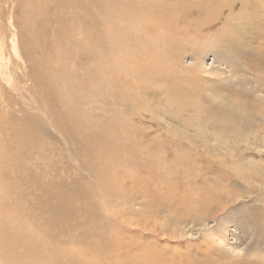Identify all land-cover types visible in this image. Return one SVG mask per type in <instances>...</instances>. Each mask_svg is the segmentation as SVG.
<instances>
[{"label": "rangeland", "instance_id": "rangeland-1", "mask_svg": "<svg viewBox=\"0 0 264 264\" xmlns=\"http://www.w3.org/2000/svg\"><path fill=\"white\" fill-rule=\"evenodd\" d=\"M66 1L0 0V117L15 127L0 130V147L25 153L16 161L0 148V178L13 189L7 195L13 209L2 207L9 214L4 224L0 212V241L38 216L29 206L40 204L46 185L58 192L68 186L85 197L68 203L74 210L87 204L79 233L89 241L61 245L68 257L93 264H264V0H158L170 9L155 22L148 18L159 23L151 34L147 15L140 18L133 4L143 1L146 10L147 0ZM186 4L197 13L180 24L173 15L184 9L192 15ZM170 27L185 31L170 34ZM130 30L147 50L136 52L126 40ZM114 124L115 138L105 129ZM81 128L107 136L92 145ZM15 129L39 145L20 147ZM112 150L121 154L106 158ZM48 228L36 235L49 236ZM0 249V264H9L1 251L9 252Z\"/></svg>", "mask_w": 264, "mask_h": 264}, {"label": "bare ground", "instance_id": "bare-ground-1", "mask_svg": "<svg viewBox=\"0 0 264 264\" xmlns=\"http://www.w3.org/2000/svg\"><path fill=\"white\" fill-rule=\"evenodd\" d=\"M28 1V0H27ZM31 1V0H30ZM38 1V0H37ZM64 1H66V0H64ZM69 1V0H68ZM101 1V0H100ZM99 1V2H100ZM162 1V0H161ZM161 1H159L158 2V0H147L146 1V10H142V7H144L145 6V3H143V1L141 2V4H139V3H133L134 5H136V7L137 8H139L140 10L139 11H137V13L140 15L139 17L140 18H145L146 19V15H147V19L149 18V17H151L153 20H154V22H155V20L156 19H161V18H164V16H166L167 15V12L165 11L166 9H170V7H168V6H166V5H163V4H161L162 2ZM206 1H209V0H206ZM222 1V0H221ZM67 2V1H66ZM98 2V1H97ZM105 2V1H104ZM113 2V1H112ZM161 2V3H160ZM189 2V1H188ZM196 2H198V1H196ZM201 2H203V0H201ZM200 2V3H201ZM35 3V2H34ZM68 3V2H67ZM66 3V4H67ZM69 3H70V1H69ZM115 3H116V1H115ZM115 3H113V4H115ZM119 3V2H118ZM126 3H127V1H126ZM125 3V4H126ZM150 3V7H148V4ZM194 3V2H193ZM199 3V4H200ZM65 4V3H64ZM102 4H105V3H102ZM111 4V3H110ZM117 4V3H116ZM198 4V5H199ZM35 5V4H34ZM59 4H57V6H58ZM74 5V4H73ZM91 5V4H90ZM128 5V4H127ZM187 5V4H186ZM200 5H202V4H200ZM222 5V4H221ZM33 6V5H32ZM39 6V5H38ZM56 6V7H57ZM101 6H103V5H100V7ZM112 6V5H111ZM117 6H119L118 4H117ZM188 7H190V12L192 13V15H190L189 13H187V11L184 9V11L182 10L180 13L181 14H178V13H175L174 15H173V17L175 18V20L174 21H177V22H180V24H182V23H184L185 24V22L186 23H188L191 19H193V16H195L196 15V13H195V9H194V7H192V6H189V5H187ZM194 6H196V5H194ZM217 6V5H216ZM40 7V6H39ZM63 7H64V5H63ZM73 7V6H72ZM104 7V6H103ZM116 7V6H115ZM121 7V6H120ZM200 7V6H199ZM201 7H203V6H201ZM205 7V6H204ZM93 8V7H92ZM99 8V7H98ZM106 8V7H105ZM127 8H128V6H127ZM195 8H197V6L195 7ZM61 9V8H60ZM65 9V8H64ZM85 9V8H84ZM94 9V8H93ZM119 10H120V8H118ZM126 9V8H125ZM151 9H154L155 11L154 12H152L151 11ZM189 9V8H188ZM200 9V8H199ZM259 9H261V8H259ZM53 10V9H52ZM69 9H67L66 11H65V14H66V16H67V11H68ZM75 10V9H74ZM79 10V9H78ZM77 10V11H78ZM122 10V9H121ZM129 10V9H128ZM142 10V11H141ZM57 11V10H56ZM55 11V12H56ZM62 11H63V9H62ZM76 11V12H77ZM85 11H86V9H85ZM91 11V10H90ZM94 11V10H93ZM127 11V10H126ZM132 11V10H131ZM199 13H200V15H202V13L204 12L203 10H197ZM48 12V11H47ZM58 12V11H57ZM64 12V11H63ZM67 12V13H66ZM81 12V11H80ZM100 12V11H99ZM102 12V11H101ZM108 11H106V13H107ZM116 12H117V10H116ZM119 12H121V11H119ZM123 12V11H122ZM136 12V11H135ZM185 12V13H184ZM208 11H206V13H207ZM44 13V12H43ZM50 13V12H49ZM71 13V12H70ZM205 13V12H204ZM203 13V14H204ZM209 13V15H210V12H208ZM72 14V13H71ZM88 14V13H87ZM107 14H109V13H107ZM132 14H134V13H132ZM255 14V13H254ZM264 14V13H263ZM41 15H42V13H41ZM52 15H54L53 13H52ZM112 15V14H111ZM111 15H110V17H111ZM115 15V14H114ZM131 15V14H130ZM45 16H46V14H45ZM55 16H56V14H55ZM122 16V15H121ZM217 16V15H216ZM39 17H40V15H39ZM42 17V16H41ZM40 17V18H41ZM62 17V16H61ZM65 17V16H64ZM69 17V16H68ZM71 17V16H70ZM74 17H76V16H74ZM74 17H72L73 19H74ZM173 17H172V19H173ZM207 17L208 18H210L208 15H207ZM261 17V16H260ZM46 18V17H45ZM45 18H44V15H43V19L45 20ZM52 18V17H51ZM57 18V17H56ZM77 18V17H76ZM82 18V17H81ZM80 18V19H81ZM42 19V18H41ZM48 19V18H47ZM67 19V18H66ZM66 19H63V20H65L66 21ZM83 19V18H82ZM87 19V18H86ZM150 19V18H149ZM149 19H148V21H147V24H145L146 25V27H145V29L146 30H148V33L149 34H151V32L154 30V25H155V28H158V25H159V23H153V22H151V21H149ZM37 20H38V18H37ZM71 20V19H70ZM69 19H68V21H70ZM76 20V19H75ZM106 20V19H105ZM104 20V21H105ZM113 20V19H112ZM115 20V19H114ZM195 20V19H194ZM260 20V19H259ZM258 20V21H259ZM40 21H42V20H40ZM65 21H64V25L66 24L65 23ZM67 21V22H68ZM78 21V20H77ZM108 21H109V19H108ZM115 21H117V19L115 20ZM44 22V21H43ZM73 22V21H72ZM76 22V21H75ZM82 22H83V20H82ZM100 22V21H99ZM103 22V21H102ZM106 22V21H105ZM36 23H41V22H36ZM84 23V22H83ZM82 23V24H83ZM86 23V22H85ZM108 23V22H107ZM50 24V23H49ZM76 24H78L77 22H76ZM90 24V23H89ZM94 24H95V22H94ZM110 24H111V22H110ZM54 25V24H53ZM96 25V24H95ZM98 25V24H97ZM101 25H103V24H101ZM104 25H105V23H104ZM112 25V24H111ZM114 25V24H113ZM55 26H56V24H55ZM62 26V25H61ZM86 26V25H85ZM90 26V25H89ZM99 26V25H98ZM98 26H97V28H98ZM42 27H45V26H43L42 25ZM48 27V26H47ZM92 27V26H91ZM106 27V26H105ZM191 27V26H190ZM103 28V27H102ZM113 28V27H112ZM114 28H115V26H114ZM47 29V28H46ZM87 29H89V28H87ZM116 29V28H115ZM175 29V30H174ZM193 29V28H192ZM191 29V30H192ZM104 30V29H103ZM176 30H178L179 32L180 31H185V29H180V28H171L170 27V34H172V33H174V34H176V33H178ZM260 30V29H259ZM82 31V30H81ZM98 31H102V30H98ZM97 31V32H98ZM107 31H109V30H107ZM107 31H106V33H107ZM122 31V30H121ZM124 31V30H123ZM122 31V32H123ZM131 32H132V38L131 39H128V37H127V41H130L132 44H133V46H134V48H136V52L140 49V48H144V49H148V47L147 46H143V45H141V43H140V40L142 39V37H140L139 36V33H134L132 30H130ZM57 32V31H56ZM90 32V31H89ZM94 32V31H93ZM110 32V31H109ZM121 32V33H122ZM160 32V31H159ZM159 32H158V34H159ZM52 33V32H51ZM83 33H84V31H83ZM99 33V32H98ZM124 33V32H123ZM122 33V34H123ZM155 33H157V32H154L153 34H155ZM4 34V33H3ZM53 34H54V31H53ZM102 34V33H101ZM103 34H105V32H103ZM34 35V34H33ZM64 35H66V34H64ZM85 35V34H84ZM100 35V34H99ZM106 35V34H105ZM212 35V34H211ZM239 35V34H238ZM49 36V35H48ZM54 36H55V34H54ZM53 36V37H54ZM57 36V35H56ZM95 36V35H94ZM104 36V35H103ZM110 36V35H109ZM129 36V35H128ZM241 36V35H240ZM50 37V36H49ZM92 37V36H91ZM119 37V36H118ZM151 37V36H150ZM157 37H159V35L157 36ZM210 37V36H209ZM213 37V36H212ZM46 38H47V36H46ZM72 38V37H71ZM83 38V37H82ZM86 38V37H85ZM84 38V39H85ZM88 38H90V36H88ZM99 38V37H98ZM125 38V37H124ZM177 38H178V36H177ZM235 39L236 38H238V36H236V37H234ZM44 39V38H43ZM54 39H55V37H54ZM81 39V38H80ZM105 39H106V37H105ZM179 39H181V38H179ZM202 39L204 40V38L202 37ZM82 40V39H81ZM118 40V39H117ZM183 40V39H182ZM181 40V41H182ZM192 39H190L189 40V42L191 41ZM198 40H200V39H197L196 41H198ZM207 40V39H206ZM214 40V39H213ZM232 40V39H231ZM92 41V40H91ZM180 41V43H182ZM221 41V40H220ZM235 40H233V42H234ZM33 42V41H32ZM96 42H97V40H96ZM99 42V41H98ZM217 42V41H216ZM75 43V42H74ZM89 43V42H88ZM91 43V42H90ZM89 43V44H90ZM200 42H198V43H196V44H199ZM208 43V42H207ZM210 43V42H209ZM218 43V42H217ZM35 44V43H34ZM54 44V43H53ZM108 44V43H107ZM205 44V43H204ZM232 44H235V43H232ZM39 45H41V44H39ZM48 45V44H47ZM91 45V44H90ZM147 45V44H146ZM203 45V44H202ZM247 45V44H246ZM232 46V45H231ZM40 47V46H39ZM197 46L195 45V48H196ZM202 47V46H201ZM220 47H221V45H220ZM219 47V48H220ZM51 48V47H50ZM56 48V47H55ZM80 48V47H79ZM172 48V47H171ZM216 48V47H215ZM82 49V48H81ZM110 49V48H109ZM115 49V48H114ZM173 50H174V48H172ZM200 49V48H199ZM168 50H169V48H168ZM190 50V49H189ZM245 50H246V48H245ZM68 51V50H67ZM73 51H74V49H73ZM170 51V50H169ZM187 51H188V49H187ZM193 51V50H192ZM115 52V51H114ZM190 52V51H189ZM67 53V52H66ZM69 54V53H68ZM137 54V53H136ZM71 55V54H70ZM102 55V54H101ZM100 55V56H101ZM109 55V54H108ZM187 55V54H186ZM60 56V55H59ZM62 56V55H61ZM69 56V55H68ZM182 56V55H181ZM99 57V56H98ZM97 56H96V58H98ZM133 57V56H132ZM230 57V56H229ZM37 58V57H36ZM39 58V57H38ZM37 58V59H38ZM40 59H41V57H40ZM133 59V58H132ZM183 59V58H182ZM43 60V59H42ZM143 61H145V59H142ZM259 60V59H258ZM45 61V60H44ZM141 61V60H140ZM46 62V61H45ZM258 62V61H257ZM36 63V62H35ZM144 63V62H143ZM163 63V62H162ZM41 64V63H40ZM139 64V63H138ZM255 64H257V63H255ZM140 65V64H139ZM142 65V64H141ZM147 65H148V63H147ZM155 65V64H154ZM260 65V64H259ZM39 66V65H38ZM46 66V65H45ZM80 66V65H79ZM145 65H143V67H144ZM158 66V65H157ZM252 66V65H251ZM150 67V66H149ZM153 67V66H152ZM156 67V66H155ZM166 67V66H165ZM258 67V66H257ZM141 68V67H140ZM147 68H148V66H147ZM226 68V67H225ZM230 68V67H229ZM232 68V67H231ZM235 68V67H234ZM259 68V67H258ZM264 68V67H263ZM146 69V68H145ZM144 68L142 69V70H145ZM199 69V68H198ZM159 70V69H158ZM202 69H200V71H201ZM147 71V70H146ZM191 71V70H190ZM205 71V70H204ZM253 71V70H252ZM263 71V70H262ZM148 72V71H147ZM154 72V71H153ZM152 72V73H153ZM160 72V71H159ZM203 72V71H202ZM193 73V72H192ZM197 73V72H196ZM244 73V72H243ZM253 73V72H252ZM202 74V73H201ZM245 74V73H244ZM37 75H38V73H37ZM150 75V74H149ZM250 74H248V76H249ZM171 76V78L173 79V76L172 75H170ZM150 77V76H149ZM39 78H40V76H39ZM62 78V77H61ZM155 78V77H154ZM38 79V78H37ZM51 79V78H50ZM53 79V78H52ZM57 80H58V78H56ZM55 79V80H56ZM78 79V78H77ZM45 80V79H44ZM47 80V79H46ZM152 80V79H151ZM200 80H201V77H200ZM61 81V80H60ZM73 81V80H72ZM181 81V80H180ZM262 81V80H261ZM43 82V81H42ZM46 82V81H45ZM52 82V81H51ZM54 82V81H53ZM64 82V81H63ZM83 82V81H82ZM171 82V81H170ZM58 83V82H57ZM56 83V84H57ZM61 83H62V81H61ZM60 83V84H61ZM123 83V82H122ZM201 83V82H200ZM63 84V83H62ZM49 85V84H48ZM51 85V84H50ZM248 85H250V84H248ZM59 86V85H58ZM64 86V85H63ZM154 86V85H153ZM57 87V86H56ZM155 87H156V85H155ZM262 87V86H261ZM58 88V87H57ZM63 88V87H62ZM162 88V87H161ZM179 88V87H178ZM53 89V88H52ZM54 89H55V87H54ZM59 89V88H58ZM57 89V90H58ZM64 89V88H63ZM180 89V88H179ZM217 89V88H216ZM254 89V88H253ZM184 90V89H183ZM186 90V89H185ZM189 90V89H188ZM68 91V90H67ZM162 93H163V95L164 96H167V97H169V95H170V93H169V95H167V91H165V90H163V88H162ZM172 91V90H171ZM176 91V90H175ZM181 91V90H180ZM197 91V90H196ZM59 92V91H58ZM57 92V93H58ZM63 91H61V93H62ZM156 92V91H155ZM190 92V91H189ZM194 92V91H193ZM65 93V92H64ZM194 93H196V92H194ZM171 94H173V93H171ZM183 94V93H182ZM43 95V94H42ZM66 95V94H65ZM179 95V94H178ZM193 95H195V94H193ZM75 96V95H74ZM140 96V95H139ZM155 96H156V94H155ZM180 96V95H179ZM190 96V95H189ZM101 97V96H100ZM136 97V96H135ZM195 97V96H194ZM126 98V97H125ZM197 98H198V96H197ZM201 98V97H200ZM256 98V97H255ZM37 99V98H36ZM70 99V98H69ZM196 99V98H195ZM191 100V99H190ZM189 100V101H190ZM170 101V100H169ZM199 101V100H198ZM84 102V101H83ZM85 103V102H84ZM72 104V103H71ZM198 105V104H197ZM44 106V105H43ZM46 106V105H45ZM55 106V105H54ZM70 106H73V105H70ZM37 107H38V105H37ZM60 107V106H59ZM74 107V106H73ZM83 107V106H82ZM90 107V106H89ZM185 107H187V109H189L190 108V106H189V104H187ZM46 108H47V106H46ZM55 108V107H54ZM71 108V107H70ZM70 108L68 109V110H70ZM74 109V108H73ZM78 109H80V108H78ZM87 109V108H86ZM57 110V109H56ZM56 110H54V111H56ZM67 110V111H68ZM112 110V109H111ZM59 111V110H58ZM58 111H57V114H58ZM74 111V110H73ZM187 111V110H186ZM200 111V110H199ZM9 112H11V105H9ZM60 112H62V111H60ZM83 112H85L84 110H82V113ZM91 112V111H90ZM64 113V112H63ZM87 113H89V112H87ZM94 113V112H93ZM201 113V112H200ZM53 114V113H52ZM69 114H71V113H69ZM73 114V113H72ZM85 114H86V112H85ZM155 114V113H154ZM59 115H60V113H59ZM63 115V114H62ZM65 115V114H64ZM95 115V114H94ZM152 115H153V113H152ZM156 115V114H155ZM13 116H14V114H13ZM53 116H55V115H53ZM67 116H69V115H66V117ZM74 116H77V115H74ZM80 116V115H79ZM83 116V115H82ZM88 115L86 114V117H87ZM115 116V115H114ZM230 116V115H229ZM55 117H58V115L57 116H55ZM54 117V118H55ZM62 117V116H61ZM70 117V116H69ZM68 117V118H69ZM73 117V116H72ZM93 117V116H92ZM95 117H96V115H95ZM95 117H93L92 119H93V121L94 122H96L97 121V119L95 118ZM11 118V117H10ZM63 118V117H62ZM61 118V119H62ZM94 118L96 119V121L94 120ZM100 118V117H99ZM206 118V117H205ZM64 119V118H63ZM62 119V120H63ZM71 119V118H70ZM72 119H74V118H72ZM75 119H78L77 117L75 118ZM82 119V118H81ZM88 119V118H87ZM90 119V118H89ZM101 119V118H100ZM99 119V120H100ZM103 119V118H102ZM157 119V118H156ZM165 119V118H164ZM56 120V119H55ZM58 120H59V118H58ZM56 121L55 123H58V124H61V122H60V120L59 121ZM69 120V119H68ZM85 120V119H84ZM91 120V119H90ZM90 120H88V121H90ZM12 120L11 119H5V118H3V117H0V130L1 129H14L15 127L13 126V125H11V122ZM82 121H83V119H82ZM82 121H80V122H82ZM104 121H105V119H104ZM166 121V120H165ZM60 122V123H59ZM74 122H75V120H74ZM80 123L79 121H77L76 120V122L75 123ZM84 122H86V121H84ZM94 122H92L93 123V125H94ZM106 122V121H105ZM90 123L91 122H86V124H88V126L87 127H89V128H91L89 125H90ZM100 123H102V121L100 122ZM108 123V122H107ZM63 124V123H62ZM82 124H83V122H82ZM111 124V123H110ZM113 124V123H112ZM201 124V123H200ZM62 126H64V127H66V125H62ZM92 126V125H91ZM94 126H96V123H95V125ZM97 126L98 127H100V128H102L103 129V127H102V124H97ZM84 127V126H83ZM181 127V126H180ZM201 127V126H200ZM53 128V127H52ZM86 128V127H85ZM89 128H87V129H89ZM92 128H94V127H92ZM105 128V127H104ZM107 128H109L110 130H108V131H110V132H112V133H106V134H109L110 136H112V137H116V136H118V131H119V129H118V127L114 124L113 126H106V130H107ZM77 129V128H76ZM75 129V130H76ZM84 129V128H83ZM82 128H81V132L80 133H82V137L83 138H85L89 143H96L97 141H99V140H104L105 139V136H107V135H105V133H102V135H97L96 133H94V132H91V133H87L86 131H85V129L83 130ZM95 129V128H94ZM99 129V128H98ZM182 129V128H181ZM171 130H173V129H171ZM18 136H20L19 137V139H20V141H21V143H19V145H20V147L22 146V148H31V147H33V146H35V148L37 147V145H39V143L38 142H36V141H34V140H32L31 139V135L29 134V133H26V132H24V131H17L16 129L15 130H13ZM63 131V130H62ZM72 131H74V128H73V130ZM89 131H90V129H89ZM95 131V130H94ZM1 132V131H0ZM75 132H77V131H75ZM100 132V131H99ZM98 132V133H99ZM59 133H60V131H59ZM80 133H78L79 135H76V136H80ZM168 133V132H167ZM172 133V132H171ZM63 134V133H62ZM73 134V133H72ZM67 135H69V134H67ZM66 134H65V136H67ZM75 135V133L73 134V136ZM108 135V136H109ZM196 135V134H195ZM72 136V137H73ZM109 136V137H110ZM120 136V135H119ZM101 137V138H100ZM175 137V136H174ZM262 137V136H261ZM80 138V137H79ZM100 138V139H99ZM127 138V137H126ZM78 139V138H77ZM170 139V138H169ZM211 139V138H210ZM72 140V139H71ZM79 140V139H78ZM109 141L108 142H110V139H108ZM113 140V139H112ZM111 140V143L113 142ZM116 140V139H115ZM125 140V139H124ZM80 141V140H79ZM85 141V140H84ZM121 141H122V138H121ZM175 141V140H174ZM41 142V141H40ZM78 142V141H77ZM116 142H117V140H116ZM155 142V141H154ZM93 143H92V145H93ZM115 143V142H114ZM125 143V142H124ZM127 143V142H126ZM99 144V143H98ZM134 144V143H133ZM90 145V144H89ZM118 145H120V143H118ZM124 145H126V144H124ZM137 146H138V144H136ZM113 146V145H112ZM112 146H111V148H112ZM161 146V145H160ZM60 147V146H59ZM115 148H116V146H114ZM122 147V146H121ZM0 148H2V150H8V149H6V148H3L2 146L0 147ZM72 148V147H71ZM92 148H94V146H92ZM105 148V147H104ZM107 148V147H106ZM125 148H126V146H125ZM124 148V149H125ZM133 148H135V147H133ZM65 149V148H64ZM114 149V148H113ZM123 149V148H122ZM127 149V148H126ZM72 150V149H71ZM88 150V149H87ZM99 150V149H98ZM137 150V149H136ZM143 150V149H142ZM9 152H10V154H8L7 152H5V151H3L5 154H7V155H10L12 158H14V160H19V158H18V155L21 153L22 155H23V157L25 156V153H22V151L21 152H17V151H13V150H8ZM31 151V150H30ZM103 150H101L99 153L101 154V152H102ZM106 152H107V150H105ZM121 151V150H120ZM129 152H130V150H128ZM140 151V150H139ZM145 151H146V148H145ZM145 151H142V152H145ZM84 152V151H83ZM82 152V153H83ZM119 151H117V154H116V151L114 150H112V151H109L107 154H109L106 158H112V157H116L118 154H121L120 152L118 153ZM127 152V151H126ZM125 152V153H126ZM128 152V153H129ZM147 152V151H146ZM43 153V152H42ZM86 153V152H85ZM96 153V152H95ZM124 153V154H125ZM149 153V152H148ZM159 153V152H158ZM32 154V153H31ZM99 155V154H98ZM92 156V155H91ZM100 156V155H99ZM94 157H96V155H94ZM101 157H102V155H101ZM104 157V156H103ZM106 158H105V160H106ZM120 159H121V157H119ZM100 159V158H99ZM141 159V158H140ZM101 160H104V159H101ZM117 160V159H116ZM40 161V160H39ZM63 161V160H62ZM99 161V160H98ZM119 161V160H118ZM8 162V161H7ZM36 162V161H35ZM132 162V161H131ZM137 162V161H136ZM9 163V162H8ZM100 163H102V161L100 162ZM157 163V162H156ZM162 163H163V161H162ZM175 164V163H174ZM99 165V164H98ZM9 166V165H8ZM118 166V165H117ZM182 166V165H181ZM33 169H35L34 167H33ZM69 169V168H68ZM110 169V168H109ZM175 169V168H174ZM2 170V169H1ZM118 170V169H117ZM155 170V169H154ZM70 171V170H69ZM108 171V170H107ZM1 172V171H0ZM101 172V171H100ZM100 172L98 171V173L100 174ZM109 172V171H108ZM107 172V173H108ZM7 173V172H6ZM113 173H115V172H113ZM135 173V172H134ZM167 173V172H166ZM118 174V173H117ZM195 174V173H194ZM35 175H37V174H35ZM53 175V174H52ZM83 175V174H82ZM102 175V174H101ZM1 176V175H0ZM4 176V175H3ZM120 176V175H119ZM118 176V177H119ZM153 176V175H152ZM155 176V175H154ZM157 176V175H156ZM14 177V176H13ZM180 177V176H179ZM35 178V177H34ZM34 178H32V179H34ZM101 178V177H100ZM105 177H103V179H104ZM113 178V177H112ZM117 178V177H116ZM168 178V177H167ZM7 179V178H6ZM11 179V178H10ZM30 179V178H29ZM29 179H27V180H29ZM102 179V178H101ZM173 179V178H172ZM181 179H182V177H181ZM26 179H21V182H26L27 181ZM157 180V179H156ZM109 181V180H108ZM115 181V180H114ZM4 182H5V179H4V177L3 178H0V212L3 214V216H2V219H1V223L2 224H4L5 223V221H6V217H7V215H9L8 213H4L3 211H2V207L3 206H8V207H10L11 209H13L12 208V204L11 205H9V197L7 196V195H9V194H11V191L13 190L12 188H7V187H10L11 186V184H9L8 186H7V184L6 185H4ZM13 182V181H12ZM33 182V181H32ZM31 182V183H32ZM157 182V181H156ZM28 183V182H27ZM37 183V182H36ZM41 183H43V182H41ZM16 184V183H15ZM46 184V183H45ZM70 184V183H69ZM25 185H27V184H25ZM31 185H34V184H31ZM38 185V184H37ZM57 185V184H56ZM55 185V186H56ZM78 185V184H77ZM80 185V184H79ZM7 186V187H6ZM35 186V185H34ZM39 186V185H38ZM67 186V185H66ZM170 186V185H169ZM23 187H24V185H23ZM68 187V186H67ZM67 187H62V189L60 190V192H58L57 191V189L56 188H49L47 185H46V192H44L46 195L44 196V197H39V199H36V200H39V201H41L40 202V204H36V205H32V206H29V207H31L34 211H36L37 212V214H38V216L37 217H35V216H32V222H29V225H26L23 221L21 222V224H20V226H19V229H18V231L17 232H15V233H13V232H8V234H7V236L5 237L4 235L1 237V241H0V248L2 247V249L3 250H5V251H7V252H9V254H10V257L9 256H7L3 251H1L2 253H3V256L6 258V260L8 261V263L9 264H14V261H12L11 259H18L19 260V262H20V264H93V260H91V258H88L87 259V262H86V260H84L83 258H82V261H80L78 258H80V257H75V258H72V256H70V257H68V252L65 250V249H63L62 247H61V245H64V246H71V243H82L85 239H86V237L88 236V234H84L83 232H80L79 233V231L81 230V229H83V226L85 225V222H84V220L83 219H85V220H87V217H86V215H85V213H83V212H85L84 211V208H85V206H87V204L85 205V206H83V204L81 203L80 205H78V206H75L77 209H73L72 208V206L68 203L69 201H72V200H74L77 196L80 198V200H82V199H84L85 197L84 196H82L79 192H76V195H72V194H74V193H70L71 192V190H69V191H67V190H65ZM93 187V186H92ZM204 187H206V186H204ZM2 188H4V189H2ZM44 188V187H43ZM58 188H60V186L58 187ZM83 188V187H82ZM94 188V187H93ZM92 188V189H93ZM98 187H96V189H97ZM100 188H101V186H100ZM169 188V187H168ZM70 189H72V188H70ZM15 192H14V194L17 192V189L15 188ZM72 190H75L74 188L72 189ZM103 190V189H102ZM186 190V189H185ZM40 191V190H39ZM38 191V192H39ZM88 191V190H87ZM99 191V190H98ZM176 191V190H175ZM33 191H31V193H32ZM100 192V191H99ZM28 193V192H27ZM27 193H26V191L24 190V191H22V193L20 192L19 194H20V196H21V198H22V200H23V202H26L27 201ZM92 193V192H91ZM93 195V194H92ZM33 196V195H32ZM31 196V197H32ZM86 196V195H85ZM97 196V195H96ZM29 197V196H28ZM66 197L68 198V201H67V199H66ZM97 199V198H96ZM18 200H20V197H18ZM44 200V201H43ZM35 201V200H34ZM79 201V200H78ZM37 202V201H36ZM89 202V201H88ZM13 203H15V202H13ZM32 203V202H31ZM91 203V202H90ZM106 203V202H105ZM33 204V203H32ZM14 206H15V204H14ZM18 206V205H17ZM83 206V207H82ZM181 207V206H180ZM15 210H17V209H19L18 207H15L14 208ZM94 210H95V208H94ZM200 212V211H199ZM12 215H13V213L12 212H10ZM29 213V212H28ZM27 214V213H26ZM94 214V213H93ZM21 216H22V214H21ZM24 216V215H23ZM29 216V215H28ZM28 216L26 215V218H28ZM81 216H83L82 218H80V220H79V217H81ZM91 216H92V214H91ZM197 216V215H196ZM25 217V216H24ZM24 217H23V220H24ZM81 221H83V223L81 224L80 222ZM31 223H32V225H31ZM39 227H49L48 228V230H50V233H49V236L48 235H46V236H40V234L39 235H36V229L37 228H39ZM2 230H5V229H3L2 227H0V232L2 231ZM45 231V230H44ZM75 232V233H71V232ZM38 232V231H37ZM80 234V235H79ZM75 235H76V237H75ZM8 236H12V237H16L15 238V240L13 241V242H15V244H13V245H10L9 246V244L12 242H9L8 243V245L5 243L4 244V242L6 241V239H7V237ZM93 239V238H92ZM91 239V240H92ZM87 240V239H86ZM90 240V241H91ZM27 241V243H29V244H26L25 242ZM29 241V242H28ZM87 242H89L88 240H87ZM116 242V241H115ZM114 242V243H115ZM105 243V242H104ZM102 244V243H101ZM106 244V243H105ZM109 244V243H108ZM115 244H118V243H115ZM73 245V244H72ZM98 245H100V244H98ZM114 246H116V245H114ZM73 248V247H72ZM95 248V247H94ZM100 248V247H99ZM102 248V247H101ZM100 248V249H101ZM113 248V247H112ZM1 250V249H0ZM117 250H119V248H117ZM95 251H96V249H95ZM105 251V250H104ZM107 252V251H106ZM103 253V252H102ZM101 254V253H100ZM123 254V253H122ZM104 258H105V256H104ZM104 258H102V259H104ZM106 259V258H105ZM110 259V261H111V258H109ZM108 261V260H107ZM115 261V260H114ZM96 264V263H95ZM98 264V263H97Z\"/></svg>", "mask_w": 264, "mask_h": 264}]
</instances>
